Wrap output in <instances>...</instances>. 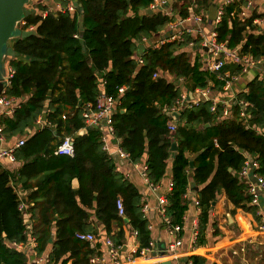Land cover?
Masks as SVG:
<instances>
[{"label":"trees","instance_id":"1","mask_svg":"<svg viewBox=\"0 0 264 264\" xmlns=\"http://www.w3.org/2000/svg\"><path fill=\"white\" fill-rule=\"evenodd\" d=\"M215 2L176 0L173 17L186 19L192 6L195 13H209L213 5L217 7L219 1ZM39 3L31 0L26 5L28 15L19 25L22 30L32 27L35 35L17 36L8 43L15 56L4 60L14 72L5 95L24 100L10 117L1 119V126L5 140L10 141L34 125L46 109V121L55 127L44 126L14 151L15 160L22 162L17 180L30 190L28 199L34 203L29 209L31 236L18 211L20 203L8 186L13 174L0 168V264H27L25 252L9 247V243L26 244L30 238L35 241L37 256L50 248L52 264H87L92 250L73 234L90 231L85 223L86 208L93 209L106 236H111L113 225L121 229L123 218L117 216L115 206L118 197L139 246L145 248L151 241L141 195L102 150L101 131L91 127L83 135L76 134L85 127L84 106L94 104L100 91L117 100L111 117L113 138L132 164L146 156L145 173L151 184L159 185L168 159L173 158L172 187L165 195V215L171 225L183 227L189 178L200 188L195 247L206 245L209 210L221 191L234 207L255 213L254 207L246 208L250 199L237 178L244 162L239 150L256 158L258 173L264 178V136L238 121V105L232 106V119H223L220 106L213 114L210 102L199 103L181 110L174 133L168 131V110L176 106L181 94L169 77L185 80L189 91L210 87L220 91L223 85L215 74L202 70L197 52L191 57L184 50L191 43L188 36L146 47L138 54L141 41L162 31L173 17L147 13L154 0H77L74 13H51L45 5L39 9ZM244 4L238 0L223 8L215 28L216 40L229 49L240 47L243 54L264 62V32L255 34L250 19L240 21L235 16ZM45 10L49 12L43 18ZM226 69L239 72L237 67ZM154 73H158L156 79ZM250 77L247 93L237 99L251 104V124L262 129L264 76L256 72ZM120 88H125L122 94ZM64 136L72 138V157L53 154ZM172 144L176 145L174 152L170 151ZM74 179L78 182L75 190L71 187ZM121 238V230L112 237L116 245L121 244ZM189 259L192 264H202L196 257Z\"/></svg>","mask_w":264,"mask_h":264},{"label":"built area","instance_id":"2","mask_svg":"<svg viewBox=\"0 0 264 264\" xmlns=\"http://www.w3.org/2000/svg\"><path fill=\"white\" fill-rule=\"evenodd\" d=\"M193 1V0H192ZM238 0H220L217 4L215 16L212 21L213 28L211 30H205V23L204 21L208 18V13L200 11L199 13H194L191 16L188 15L186 19H179L178 17H173L172 8H167V0H154V3L149 6L148 10L150 12H161L163 15L174 18L172 22H170L167 26L169 29L176 27L177 23H183L185 21H192L195 24V29L190 31L194 33L196 38L199 39V45L201 48H206V52L201 53V63H202V70L205 72H209L215 74L217 79L222 82V91L230 92L233 91V96L223 102H219L213 98H211L210 94L213 87L206 88V89H195L193 92L194 98L189 100L187 98V94L181 93L180 98L176 102V106L171 109V111L177 112L183 109H189L193 106L198 105L202 102H210L211 113H215L216 107H221V118L223 119H232V106L238 105V121L245 126L246 128H250L255 130L257 134L264 136V128L258 129L254 125L251 124V104L246 102L244 99L238 100V95H243L247 93L246 87H242L238 90H235V87L242 78V75L254 71L260 73V75L264 76L263 65L264 62L262 60H255L250 55L243 54L241 52L240 47H236L234 49H229L226 47L225 43H220L216 40V33L215 28L217 24L220 22L223 8L228 6L233 2H237ZM245 2L244 5L239 6L238 10L235 12V16L238 20H251L252 26L254 27L255 34H261L264 32V15L258 16L254 15L252 12L253 10V2L254 0H243ZM64 3V4H63ZM195 6H192L189 9V12L194 9ZM76 6L74 5V0H58L55 5L54 11L49 10L50 12L57 13V12H68L74 13L76 11ZM169 9V10H168ZM49 11L42 12V17L45 18ZM233 14H231V17ZM21 25L24 23L21 22ZM19 24V25H20ZM20 27V26H19ZM21 28V27H20ZM25 31H33L32 27H29ZM180 36H176L173 38L172 41H182L183 40V33ZM77 38V36H74ZM145 41V39H143ZM167 42L166 40H160L158 42V46ZM170 42V40L168 41ZM195 47V44L189 43L188 47ZM138 64H142L140 59H137ZM228 67H237L239 68V72H231ZM13 70L10 67L5 66V77L6 79L3 81L5 84V88L3 89L0 95V144H3L5 138L3 136V128L1 126V119L3 117H10L13 112L20 107L19 100L12 97L7 98L5 95V90L10 84V79L13 75ZM158 77V73H154L152 78L156 79ZM183 79H177L174 84L179 88L180 84L183 83ZM125 88H120L119 93L122 94ZM117 110V100L111 96L106 95L103 91H100L96 101L94 104L90 105L87 104L83 108L82 118L84 120V130H87L91 127H98L101 126L104 131L105 135L102 138V150L107 154L108 157L119 160H126L130 161V158L127 153L123 152L118 146L114 149H110L106 140L107 137H113L112 132V122L111 117ZM62 119H65V116H62ZM35 124L38 128L44 127L46 123L42 121L41 116H39ZM50 125V124H48ZM169 133H174L176 129V124L174 122H169L168 125ZM25 140L20 139L18 142L12 147L8 149L0 150V161H5L7 164H14L15 157L14 151L15 149L21 147ZM115 142V141H114ZM55 156H68L72 157L74 154L73 150V141L71 137H64L61 139L60 143L56 146L54 153ZM243 154L244 162L241 166L240 171L238 172L237 176L239 179L245 184L246 186V193L250 198V205L253 206H260L261 199H264V178L259 175V164L256 158L248 155ZM116 167V166H115ZM140 174L143 178L145 185L147 186L150 192H156L158 190V185L151 184L147 177H146V166L145 164L140 166ZM172 183L170 182L168 185L169 191L171 190ZM168 191V192H169ZM166 192V193H168ZM166 193L159 198L156 210L163 217L164 226L168 232V235L171 237L172 241L168 242L164 246H160L162 249H159L156 244L151 240L146 248H139L137 243L129 245L128 254L125 256L124 261L122 262L119 259V251L121 250V246H116L112 243L110 239H106L104 241L105 246L108 250V258L111 264H134L135 261H144L146 259H153V258H162V257H170L172 260L171 263L176 257L177 253V245H178V235L182 231V227L171 225L170 220L165 215V206L167 204L165 195ZM116 212L118 217L124 218V209L123 203L120 198H117L116 203ZM196 208H198V202H195ZM27 209V206L20 202L18 206V211L20 213L24 212ZM199 209V208H198ZM147 207L145 205L142 206V213L146 214ZM184 222V221H183ZM147 229L149 231L152 230V227L148 225ZM258 234L264 235V225H260L257 228ZM133 237L135 239L137 233L134 231ZM198 235L197 225L194 226L192 229V242L193 244L196 241ZM73 238L79 242L87 243V244H95L96 237L90 233H83V232H75L73 234ZM248 243H252L251 240H247ZM256 240H254L255 242ZM253 242V243H254ZM9 247L15 248L19 251H25L26 249H31L34 252V260L33 264H50L49 258L45 256H37L35 252V241L34 239H30L26 244H16V243H9ZM245 246L242 245L238 248L240 253L245 252ZM160 252H163L162 254ZM160 253V254H159ZM237 252H233V255H236ZM93 264H103L104 259L100 257H94L92 259ZM187 264H192V261H188Z\"/></svg>","mask_w":264,"mask_h":264},{"label":"crops","instance_id":"3","mask_svg":"<svg viewBox=\"0 0 264 264\" xmlns=\"http://www.w3.org/2000/svg\"><path fill=\"white\" fill-rule=\"evenodd\" d=\"M167 1H168L166 5L167 8H172L173 3L176 2V0H167ZM40 2L42 1L40 0ZM44 5L49 8L48 10L54 11L56 2L52 1L51 4H44ZM252 5H253V10H254V12L252 13L254 15H258V16L264 15V0H254ZM194 13H195L194 9H192L189 12V15L191 16ZM204 23H205L206 31L211 30L213 28L212 23L209 24V16L207 20L204 21ZM195 28H196L195 24L192 21H185L181 24L177 23L176 27L172 29H169V27L166 26L162 31L154 34L151 38L145 39V41L142 40L139 46L143 45L144 49L146 47L155 48L158 46V42L160 40L172 41L174 37L180 36L182 32H186V31L188 32L189 30L192 31ZM190 31L189 33H183L182 35L183 38L184 36H188L190 38L191 43H193L195 40L199 41V39L196 38L197 36H195L194 33H191ZM197 47H201L199 45V42L198 44L195 43V47H192V49L189 47L188 49L192 50L193 52H197L198 54L203 53L202 49H197ZM193 48H195V50H193ZM184 50L187 51L186 48ZM135 58H137V56ZM6 62L7 61H5V63ZM6 67H8L7 63H6ZM262 68L264 70V65ZM254 73L256 72L250 71L242 75V78L239 81V83L236 86H234L235 90H238L242 87L245 88L246 84L250 81V78H251L250 75ZM260 76L263 77V75H260ZM169 78L173 82H176L177 80L174 77H169ZM185 85H186V82L184 80L183 83L180 84V87H179L180 92L187 94V98L191 100L194 98L193 92L195 90L189 91L187 90ZM211 92H212V95L210 94L211 98L219 102H223V101L225 102L233 96L234 89L233 91H230V92H224L222 90L215 91L214 89H212ZM23 100L24 98L20 99L19 103L21 104ZM181 110L177 112L168 110L169 117L171 113H176L178 114V117H179V113L181 112ZM46 113H47V110L44 109V112L40 115L42 118V121L46 123L45 126H48L54 129L55 127L54 125L47 123ZM170 122H174L172 118H170ZM174 123L176 124V122ZM42 128L43 127L38 128L36 124L34 123V125H32L29 129L24 131L20 137H15L10 141L5 140L3 144H0V150L12 148L18 142V140L20 139L27 140L33 134H35L36 131ZM95 129H98L101 131L100 140L102 142V138L105 135L104 129L101 126H98ZM83 130H84V127L78 130L76 134L77 135L85 134ZM64 137H68V136H64ZM106 142L108 146L110 147V149H114L116 146L119 145L118 140H116L113 137H109V136L107 137ZM172 159L173 158L170 157L167 161L166 172L162 180L160 181L158 185V190L156 192H150L148 190L140 174V170H141L140 166L144 165L146 161L145 155L142 157L141 161L138 164H132L131 162H128L126 160H119V159L113 160L116 166V171L121 173L124 176V178L130 184H132L137 189L138 193L141 195L142 205H145L147 207L145 218L148 222V225L152 227V230L150 231L151 240L157 246H164L168 242L172 241L171 237L168 235V232L164 226L163 217L160 216V214L156 210L159 198L169 191L168 185L171 182ZM21 165H22V162H19V161H15L14 164H7L5 161H0V168L3 170L9 171L11 174H13L12 178L10 177L9 179L8 186L11 188L13 194L16 196L17 201L19 203L22 202L23 204L27 206V209L24 212H22V222L25 226V230H27L26 233L27 234L30 233V236H31L32 222L30 220L29 209L34 206V203L28 199L30 190L23 189L17 180V171L21 168ZM237 178L239 179L238 176ZM189 181H191L190 178H189ZM239 181L242 182L240 179ZM71 187L74 190L77 189L78 187L77 180L74 179L71 181ZM199 190H200L199 187H195L193 186V184L190 185L189 183L187 193H186V199L189 201V206H188V210L186 211L183 217L184 222H183L182 231L178 235L179 240H178V245H177L176 257L171 264H180V263L187 264V262L190 260L189 258L191 257H196L200 259L202 261V264H264V235L258 234V231L256 229L258 226L264 225V199H261L260 206L258 207L250 205V201L246 203V208L254 207L256 209L254 210L255 213L253 214L245 208L234 207L228 201L225 193L221 191L216 196L209 210L208 226H207L206 236H205L206 245L201 246V247H195L192 242L191 233H192V229L194 228V226L195 225L198 226L199 209L196 208L195 202H197V192ZM245 195L249 197L246 193V189H245ZM85 211L88 214V219L85 221V223L90 227V231L83 232V233H90L96 237L95 244H88L90 249L92 250V254L88 257L87 264H93L92 259L94 257H100L104 259L103 264H111L108 258V250L104 244V241L106 239H110L112 243L116 245L112 237L120 230L122 232L121 244L116 245V246L122 247L121 250L119 251V259L122 262L124 261L125 256L128 254L129 245H133L135 244L134 242H136L138 247L141 248L136 239L137 235L135 239L133 237L132 233L135 230L131 228V226L128 223V220L123 218V226L121 227V229L113 225L110 231L111 236L108 237L105 235L102 225L96 221L94 213H93V209L86 208ZM54 238H55L54 229H52L51 240L53 241ZM30 239H33V238H30ZM249 239L251 240V242L252 241L254 242V240L256 241L254 243L253 242L248 243L247 240ZM242 245H244L246 249L244 253H240L238 251V248L241 247ZM24 252H25L27 264H33V260H34L33 250L26 249ZM233 252H237V254L233 255ZM49 254H50V248H48V250L45 251L42 254V256L46 255L49 258ZM163 258L165 259L160 262H155V263H153L152 259L150 258L144 261L146 264H158L161 262H170L172 260V258L170 257H163ZM142 262L143 261H135L134 264H143ZM50 264H52V262ZM67 264H70V262Z\"/></svg>","mask_w":264,"mask_h":264},{"label":"water","instance_id":"4","mask_svg":"<svg viewBox=\"0 0 264 264\" xmlns=\"http://www.w3.org/2000/svg\"><path fill=\"white\" fill-rule=\"evenodd\" d=\"M30 0H0V69H2L3 74H5V65L4 60L9 57H14L15 53L12 48L8 45L9 41L13 40L18 34H16V30L19 28L20 35L19 38H27L31 35H35L33 31H25L19 27V24L22 22L23 18L28 15V11H26L25 7L29 3ZM220 1L216 0L215 4ZM74 5L77 7V0H74ZM216 7L213 5L208 13L209 16V24L212 23L215 16ZM147 13H151L147 11ZM197 49H202L206 52V48L197 47ZM144 50V46L140 45L138 47V54H141ZM195 50V48H193ZM89 63V60H87ZM5 88V84L3 81H0V95ZM170 118L174 122L178 120V114L171 113ZM95 128V127H92ZM86 133V130H83ZM171 152L176 151V145L172 144L170 149ZM239 153H242V150H239ZM192 164L190 163V167ZM159 249H162L158 246ZM161 254L163 252H160ZM159 253V254H160ZM158 264H171V262H161Z\"/></svg>","mask_w":264,"mask_h":264},{"label":"rangeland","instance_id":"5","mask_svg":"<svg viewBox=\"0 0 264 264\" xmlns=\"http://www.w3.org/2000/svg\"><path fill=\"white\" fill-rule=\"evenodd\" d=\"M30 1H29V3H30ZM41 1L42 2L39 3L40 4L39 9L43 8V7H41L42 5L51 4V2H52V0H41ZM44 9H49V8L46 6V7H44ZM16 34H18V36L20 35L19 28L16 30ZM186 49H187L188 53L191 54V57H194V52L192 50H189L188 47ZM200 55H201V53L199 54V56ZM5 79H6L5 74H3L2 69H0V81H4ZM185 86H187V85H185ZM211 95H212V92H211ZM189 183H190V185H192V181H190ZM180 264H182V263H180Z\"/></svg>","mask_w":264,"mask_h":264},{"label":"bare ground","instance_id":"6","mask_svg":"<svg viewBox=\"0 0 264 264\" xmlns=\"http://www.w3.org/2000/svg\"><path fill=\"white\" fill-rule=\"evenodd\" d=\"M164 259H165V258H163V257H162V258H153V259H152V262H153V263H155V262H160V261H162V260H164Z\"/></svg>","mask_w":264,"mask_h":264}]
</instances>
